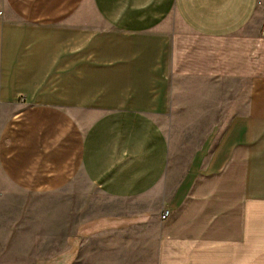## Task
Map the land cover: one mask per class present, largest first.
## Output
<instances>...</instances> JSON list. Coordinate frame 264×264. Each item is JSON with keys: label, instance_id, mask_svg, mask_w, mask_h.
<instances>
[{"label": "crops", "instance_id": "crops-1", "mask_svg": "<svg viewBox=\"0 0 264 264\" xmlns=\"http://www.w3.org/2000/svg\"><path fill=\"white\" fill-rule=\"evenodd\" d=\"M263 29L264 0H0V197H69L0 198L62 240L30 264H264Z\"/></svg>", "mask_w": 264, "mask_h": 264}, {"label": "rangeland", "instance_id": "rangeland-1", "mask_svg": "<svg viewBox=\"0 0 264 264\" xmlns=\"http://www.w3.org/2000/svg\"><path fill=\"white\" fill-rule=\"evenodd\" d=\"M88 6V5H87ZM1 180V177H0ZM83 183V182H82ZM8 186V185H7ZM82 186L84 187L85 184L83 183ZM1 191L6 192L3 195V197H0L3 199H29L34 202L36 201H43L45 203H50L53 200H67L69 197L67 193H59L55 195H42V196H36V195H23L13 189H11L10 186L6 188L1 187ZM85 193L84 192H78L76 193V196H74V203L76 205V220L83 218L86 216V212L90 213H97L101 210V206H103L107 200L103 197L97 196L94 192L90 193V200H88V195L86 193L85 201H84ZM90 202V209H86L87 207L80 208L79 206ZM19 211V209H17ZM46 210V209H44ZM49 210V209H48ZM6 211H10L6 215V218H4V213ZM68 211V209H60V225L58 226V229L56 227L53 228L52 232L53 235H57L58 237L63 235L65 233L64 224V215ZM14 209H7L4 207H0V219L2 222L0 223V264H30L32 259L40 254H47L51 253L57 248L61 246L62 240L60 239H54L52 235H48L46 239H36L35 235L37 232L27 233V237L30 236V238L27 239H20L19 233H22L19 229V225H14L13 223L9 222L12 220L14 214ZM68 213V212H67ZM66 213V214H67ZM66 216V215H65ZM69 221H71V213L69 216ZM48 227V225L45 224H38L39 232L41 235H47L48 233L44 228ZM23 234V233H22ZM7 236L8 238H3L4 236ZM10 238V239H9Z\"/></svg>", "mask_w": 264, "mask_h": 264}, {"label": "built area", "instance_id": "built-area-1", "mask_svg": "<svg viewBox=\"0 0 264 264\" xmlns=\"http://www.w3.org/2000/svg\"><path fill=\"white\" fill-rule=\"evenodd\" d=\"M170 210L168 208L163 207L160 211V219H165L169 216Z\"/></svg>", "mask_w": 264, "mask_h": 264}, {"label": "water", "instance_id": "water-1", "mask_svg": "<svg viewBox=\"0 0 264 264\" xmlns=\"http://www.w3.org/2000/svg\"><path fill=\"white\" fill-rule=\"evenodd\" d=\"M263 34H264V29H263Z\"/></svg>", "mask_w": 264, "mask_h": 264}]
</instances>
